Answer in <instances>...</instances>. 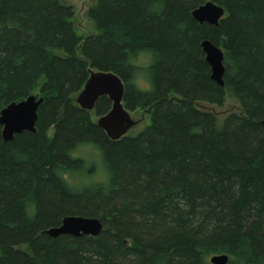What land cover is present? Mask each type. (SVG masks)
Returning <instances> with one entry per match:
<instances>
[{
  "label": "trees",
  "instance_id": "trees-1",
  "mask_svg": "<svg viewBox=\"0 0 264 264\" xmlns=\"http://www.w3.org/2000/svg\"><path fill=\"white\" fill-rule=\"evenodd\" d=\"M206 1L224 9L217 26L190 15ZM72 16L59 0H0V111L43 99L34 133L4 142L0 126V264H210L220 254L264 264V0H95L97 32L84 37ZM205 39L223 52V87L209 78ZM141 47L158 54L147 94L124 83V50ZM88 70L116 74L125 109L147 111L149 123L108 139L75 102ZM225 94L240 114L218 127L197 103L222 106ZM109 109L101 97L93 112ZM85 137L104 149L107 191L70 192L53 175ZM66 216L103 230L44 233Z\"/></svg>",
  "mask_w": 264,
  "mask_h": 264
},
{
  "label": "water",
  "instance_id": "water-1",
  "mask_svg": "<svg viewBox=\"0 0 264 264\" xmlns=\"http://www.w3.org/2000/svg\"><path fill=\"white\" fill-rule=\"evenodd\" d=\"M190 15L199 24L217 26L224 16V9L212 1H206L193 9ZM200 48L210 70V80L217 86L223 87L222 50L206 39L200 42ZM88 72L89 77L75 98V102L80 109L90 112L94 110L99 98L106 97L110 102V109L98 117L96 126L105 133L108 139L119 140L136 125V121L130 117L123 106V83L116 74L109 71L88 70ZM42 101V98L29 96L20 102L8 104L0 111L1 137L4 142L11 141L15 135L24 131L35 132L37 112ZM102 230V223L97 218L66 216L62 218L58 227L47 229L44 233L52 238L60 235L96 237ZM227 261L228 257L224 254L213 255L209 258L210 264H226Z\"/></svg>",
  "mask_w": 264,
  "mask_h": 264
},
{
  "label": "clouds",
  "instance_id": "clouds-1",
  "mask_svg": "<svg viewBox=\"0 0 264 264\" xmlns=\"http://www.w3.org/2000/svg\"><path fill=\"white\" fill-rule=\"evenodd\" d=\"M155 10V6L149 9L150 12ZM124 57L123 65L127 70L125 87L142 94L151 93L157 52L148 47L125 49ZM64 161L57 162L52 172L70 192L97 188L107 191L109 188L112 173L99 143L87 137L73 141L64 151Z\"/></svg>",
  "mask_w": 264,
  "mask_h": 264
},
{
  "label": "rangeland",
  "instance_id": "rangeland-1",
  "mask_svg": "<svg viewBox=\"0 0 264 264\" xmlns=\"http://www.w3.org/2000/svg\"><path fill=\"white\" fill-rule=\"evenodd\" d=\"M62 4L70 6L73 10L71 22L77 36L84 37L90 34H95L97 31L93 23L87 17V10L93 5L95 0H59ZM197 108L206 112L212 113L217 121V126L220 127L223 120L228 114H240V108L237 101L225 94L222 106L211 105L205 102L197 103ZM130 117L136 121V125L130 129V133L141 130L149 123V114L145 110L137 109L135 111H128ZM92 122L96 123L98 116H95L93 111L89 112ZM128 132V133H129ZM127 133V134H128ZM126 134V135H127Z\"/></svg>",
  "mask_w": 264,
  "mask_h": 264
}]
</instances>
